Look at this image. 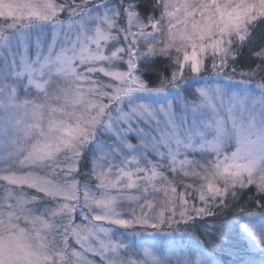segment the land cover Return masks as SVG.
<instances>
[{"label": "snow or ice", "instance_id": "6c2138e0", "mask_svg": "<svg viewBox=\"0 0 264 264\" xmlns=\"http://www.w3.org/2000/svg\"><path fill=\"white\" fill-rule=\"evenodd\" d=\"M261 26L264 0H0V264H264Z\"/></svg>", "mask_w": 264, "mask_h": 264}, {"label": "trees", "instance_id": "16d2710c", "mask_svg": "<svg viewBox=\"0 0 264 264\" xmlns=\"http://www.w3.org/2000/svg\"><path fill=\"white\" fill-rule=\"evenodd\" d=\"M262 32H264V26H261L260 31L257 32V37H259L260 34H261ZM247 62H248V61H247V50H245V58L241 61V63H240L239 65L236 66L237 69L239 70V69H240L241 67H243L244 64H246ZM209 74H210V71H209L208 73H205V75H209ZM235 79H239V76L235 77ZM257 79H259V77H257ZM257 94H258V93H257ZM131 142H132L133 144H136V143H137V141H136L135 139H132ZM254 191H255V189H253V193H254ZM253 193H246V194H245V198L247 199V197H248V196H251ZM127 207H128V205H125V208H127ZM209 222H211V221H209ZM193 231H194V230H193Z\"/></svg>", "mask_w": 264, "mask_h": 264}]
</instances>
